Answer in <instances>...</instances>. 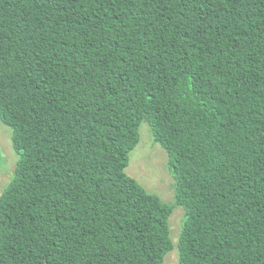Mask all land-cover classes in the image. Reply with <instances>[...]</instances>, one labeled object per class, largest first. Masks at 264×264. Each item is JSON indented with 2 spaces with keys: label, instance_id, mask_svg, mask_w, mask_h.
Listing matches in <instances>:
<instances>
[{
  "label": "trees",
  "instance_id": "16d2710c",
  "mask_svg": "<svg viewBox=\"0 0 264 264\" xmlns=\"http://www.w3.org/2000/svg\"><path fill=\"white\" fill-rule=\"evenodd\" d=\"M0 117V264H164L175 205L179 264H264V0H0ZM145 120L174 204L126 172Z\"/></svg>",
  "mask_w": 264,
  "mask_h": 264
},
{
  "label": "rangeland",
  "instance_id": "374dc122",
  "mask_svg": "<svg viewBox=\"0 0 264 264\" xmlns=\"http://www.w3.org/2000/svg\"><path fill=\"white\" fill-rule=\"evenodd\" d=\"M13 129L0 117V197L15 175L19 154L13 145ZM140 142L130 153L126 172L135 178L147 191L156 194L169 204L175 203L176 179L170 168L169 155L165 148L154 141L152 127L145 120L140 126ZM186 210L175 205L170 217L171 239L175 248L170 251L164 264H179V240L186 218Z\"/></svg>",
  "mask_w": 264,
  "mask_h": 264
}]
</instances>
